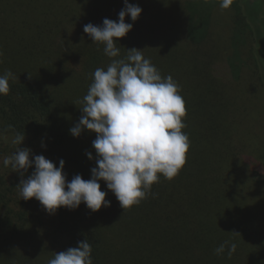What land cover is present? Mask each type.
Wrapping results in <instances>:
<instances>
[{
    "label": "trees",
    "instance_id": "1",
    "mask_svg": "<svg viewBox=\"0 0 264 264\" xmlns=\"http://www.w3.org/2000/svg\"><path fill=\"white\" fill-rule=\"evenodd\" d=\"M128 2L140 6L145 19L138 24L126 18L133 29L117 43L121 58L132 48L143 50L163 77L171 75L179 84L186 109L182 131L189 140L186 163L172 180L160 175L146 198L128 209L104 181L101 190L111 206L98 212L82 203L49 214L35 198L23 200L18 186L34 167L21 176L3 165L20 147L57 167L63 159L68 181L77 174L91 178L96 164L86 153L96 156V134L85 130L76 138L70 128L83 115L93 73L106 70L111 58L84 25L118 21L125 3L0 0V75L14 74L9 94L0 95V264H48L55 253L85 240L93 264H264V193L249 169L252 161L264 166V135L254 140L250 116L234 107L249 28L241 0L229 7L235 13L233 52L224 61L218 49L212 56L204 50L222 0ZM246 122L252 129L242 135L238 128ZM17 132L25 136L22 145L12 143ZM225 241L237 245L231 258L227 249L215 253Z\"/></svg>",
    "mask_w": 264,
    "mask_h": 264
},
{
    "label": "clouds",
    "instance_id": "2",
    "mask_svg": "<svg viewBox=\"0 0 264 264\" xmlns=\"http://www.w3.org/2000/svg\"><path fill=\"white\" fill-rule=\"evenodd\" d=\"M124 3L118 21L105 18L102 26L84 25V32L94 43H102L104 54L111 58L106 70L97 68L93 73L80 109L83 115L70 128L76 138L85 130L96 134L92 142L96 156L86 153L96 164L91 178L85 180L77 174L68 181L63 159L57 167L43 155L34 156L28 148L20 147L3 159L5 167L10 165L21 176L34 167L32 174L21 180L20 195L23 200L35 198L49 214L61 207L75 210L82 203L93 212L110 207L100 181L106 182L123 209L131 208L146 198L160 175L172 180L186 163L189 140L182 131L186 127L182 122L186 109L179 84L171 75L163 77L144 57L143 50L132 48L121 58L117 43L133 29L126 18L135 22L142 14L140 6L128 0ZM231 3L232 0H222L221 7L227 9ZM11 78V71L0 75V95L9 94ZM24 141L25 136L18 132L12 138L16 145ZM226 249L231 258L237 245L225 241L215 253L222 255ZM48 264H93L92 247L87 240L78 242L77 247L55 253Z\"/></svg>",
    "mask_w": 264,
    "mask_h": 264
},
{
    "label": "rangeland",
    "instance_id": "3",
    "mask_svg": "<svg viewBox=\"0 0 264 264\" xmlns=\"http://www.w3.org/2000/svg\"><path fill=\"white\" fill-rule=\"evenodd\" d=\"M165 1L169 6L172 1L174 3V0ZM241 11L249 28H247L245 44L241 47V58L244 66L241 69V78L235 84L236 87L233 91L235 96L234 107L238 113L250 116L253 123V129L251 124L249 125L250 122L241 125L238 128L239 133L245 135L248 130L252 129L257 136V139L254 140L258 141L264 135V0H241ZM234 14L231 8L225 9L221 5L214 10L211 16L213 38L204 49L208 56H212L218 49V54L223 55L221 59L224 61L233 52L231 39L234 32ZM144 15L142 12L136 23H143ZM250 165V178L264 193V166L254 161ZM261 211L260 222L264 223V201L262 199ZM256 223H259L257 219ZM249 226H251L250 222Z\"/></svg>",
    "mask_w": 264,
    "mask_h": 264
}]
</instances>
